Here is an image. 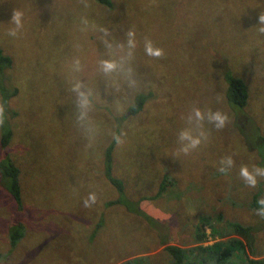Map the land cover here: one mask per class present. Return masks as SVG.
Segmentation results:
<instances>
[{"label": "rangeland", "instance_id": "1", "mask_svg": "<svg viewBox=\"0 0 264 264\" xmlns=\"http://www.w3.org/2000/svg\"><path fill=\"white\" fill-rule=\"evenodd\" d=\"M43 1L0 0V48L12 58L4 85L11 94L17 89L5 99L0 82V104L9 105L0 136L4 126L12 130L9 153L21 172L23 205L15 218L25 228L16 256L0 264H124L142 257L170 264L167 245L184 249L195 264L207 255L193 252L196 228L207 236L204 247L234 238L245 244L231 223L251 228V245L230 264L264 263V217L251 205L255 195L264 199V176L252 187L239 174L242 166L264 169V148H255L264 136V24L246 21L231 40L223 34L238 20L236 11L245 17L248 7L264 9V0H111V8L94 0ZM14 11L22 27L11 36ZM202 30L209 34L203 40ZM148 41L161 57L146 53ZM46 43L47 64L39 57ZM211 55L246 82L242 110L227 105ZM118 57L130 60L123 61L128 68ZM106 61L115 68L106 71ZM138 90L154 99L130 118ZM208 111L226 113L225 127L209 123ZM116 133L113 174L125 190L119 195L102 170ZM181 133L199 137L200 145L183 153L190 141ZM3 188L0 254L8 250L3 230L14 220ZM92 193L96 202L85 207ZM120 197V204L106 205Z\"/></svg>", "mask_w": 264, "mask_h": 264}, {"label": "trees", "instance_id": "2", "mask_svg": "<svg viewBox=\"0 0 264 264\" xmlns=\"http://www.w3.org/2000/svg\"><path fill=\"white\" fill-rule=\"evenodd\" d=\"M94 1L101 7H106V8L112 7L111 0H94ZM43 2H47L48 5L50 4L49 0H44ZM248 9L249 10L245 17H241L240 15H238L237 11L235 12L236 18L238 20H236L235 23L231 22L230 26H232L233 28L227 31V33H223L224 35H226L227 39L229 40L233 39L234 34L236 32L237 34H239L240 32H244L245 27L243 26V24L246 21L250 23L252 22L256 23L259 20L260 16H264V9H261L260 7H258V5L255 6L254 8L248 7ZM49 20L51 23L53 22V19L51 17H49ZM187 22H190V21L187 20ZM222 22L225 24L227 23V26L229 24V20L227 18L223 19ZM191 25L193 27H196V22L191 23ZM198 34L199 36H202V40L206 36L209 35L207 30L199 31ZM49 45L50 43H46L45 45L46 52L39 50V57L43 59V62H45L46 64L48 63V61L51 62L52 60L51 53L47 51V48L49 47ZM210 57L217 71L216 72L218 75L217 78H219L218 82L219 83L221 82L225 86L223 87L224 94H225L224 98H225L227 105L229 107L242 110L243 108H245V106H247L249 102V92H248L246 82L242 78L235 76L230 69L224 70L221 67L222 59H217L212 55ZM115 60H116L115 62H118L120 66L124 65L123 67H126V68H128V65L124 63L123 61L130 64V60L126 58L118 57ZM11 66H12V58L6 55L4 51L0 48V82L2 83L3 90L9 94V95H5V99H9L13 93L16 95V92H17V89H16L11 94L10 91H8V89L4 85V73H6V71H8L11 68ZM0 87H1V84H0ZM4 91H3V94H4ZM153 99L154 98H152L149 95V93H144L140 90L136 91L135 98L132 99L133 100L132 104L129 105V108H128L130 118H133L139 115L144 110L145 104ZM1 103H3V101H1ZM8 106L9 105H8V100H7L5 105L3 104L4 116L8 115L6 111ZM3 129H4L3 134L0 136V153H1L0 184L2 188L4 187L3 188L4 190L2 192L9 197L10 201L14 205L12 207V209L14 210L11 215V218L14 220L12 222H9V224L7 223L3 230V234H5L4 239H6V242L4 243L8 246V250L5 254H0V263H4L9 256L11 257L16 256L15 252L16 253L18 252L19 244L21 243L22 239L25 236V228H24L23 223L20 221L19 218L18 219L15 218V216L17 214H20L21 211L23 210V205H22V200H21V191H22L21 180H20L21 172H20L19 167L15 164L16 162L12 158L11 154L9 153V145L11 142L12 130L10 128L9 130L5 126L3 127ZM5 129L7 130L5 131ZM117 136H118V133L115 134L111 143H109L103 151L104 166L102 170H103V175H104L105 180L110 185H112L113 188L116 189L117 194L119 195V194H122L125 190H124V184L122 180L113 174V167H112L113 150L117 142V140L115 139V137ZM257 141L259 144H256L255 148L257 146L258 147L261 146L262 148H264V136L259 135ZM166 183H167L166 179L164 178L159 185V192H161L162 190H165L167 186ZM120 199L121 197L115 200L109 201L106 205L111 206V205L120 204ZM258 199H259L258 195H255L252 199V204H251L252 207L256 210L261 208V205L260 206L258 205V201L260 200ZM127 203L128 205H131L130 208L132 209V211L134 210V211H137L138 213L141 212V210L138 208L136 204H132L128 201ZM133 205L135 206L134 208H133ZM230 228L233 234L241 237L245 241V244H243L240 240H237L234 238L227 242L216 243L212 248L204 247V246H201V244L202 242L206 240L207 236L205 235V232H202V233L200 232V228H196L195 241L199 245L193 249V252H195L196 250H199L200 253L207 254V255L202 256L200 254L201 256L197 257V262L195 264H230L231 259L234 255L240 256L241 254L245 253L246 246L248 244L251 245V239H250L251 228L249 226L246 227L238 223H231ZM211 230H212L211 233L212 232L214 233L213 226H211ZM214 235L217 236L216 234ZM222 235H225V234H220V237H222ZM164 250L166 251L168 256L171 257L170 264H189L191 263L189 261H186L185 250L180 247L173 246V245H167L165 246ZM210 254H216V258L213 256H210ZM124 264H148V263H147V260L144 257H142L137 260H128ZM248 264H264V263L260 260H255V261L249 260Z\"/></svg>", "mask_w": 264, "mask_h": 264}, {"label": "clouds", "instance_id": "3", "mask_svg": "<svg viewBox=\"0 0 264 264\" xmlns=\"http://www.w3.org/2000/svg\"><path fill=\"white\" fill-rule=\"evenodd\" d=\"M21 17H22V14L20 12H18V11L13 12L12 21L15 23L16 27L9 31V33H8L9 35H11V36L17 35V31L22 27ZM259 22L264 24V16L259 17ZM261 31H264V29H261ZM128 35L133 36L134 34L132 32H129ZM145 50L149 56L161 57L163 55V50L159 49V48H154L151 41H148L146 43V49ZM104 68L106 71H111L115 68V64L112 62L106 61V62H104ZM195 114H196V117L198 119H200L201 121H204L205 114L203 112H201L200 109H196ZM3 116H4V108H3V105L0 104V126H2L4 123ZM207 120L209 123L214 124V126L217 129H222L223 127H225L226 123L228 122L229 117L226 113H222L220 111H216V112L208 111ZM115 139L117 140L118 143L120 142L119 136L115 137ZM180 139L190 141L188 146H185V147L180 149L185 154H187L191 149L196 148L201 143L199 137H195V138L189 137L187 133H181ZM227 161H228L229 166H231L233 163L232 159L229 157V158H227ZM219 170L221 172L226 171V169H224V168H220ZM239 174L249 186L255 187L256 183H257L256 177L257 176H264V169L258 168L257 171L254 173L253 171H250L247 166H242L240 168ZM89 201H91L92 203L96 202V195L94 193L90 194L88 199L85 200V202H84L85 207L90 206ZM258 203L261 205V208H259L257 210V214L264 217V199L259 200Z\"/></svg>", "mask_w": 264, "mask_h": 264}]
</instances>
